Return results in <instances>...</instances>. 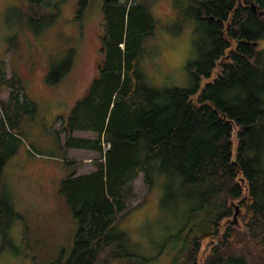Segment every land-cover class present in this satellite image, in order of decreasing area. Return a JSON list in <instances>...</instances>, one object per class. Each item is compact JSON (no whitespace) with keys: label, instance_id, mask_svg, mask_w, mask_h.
I'll list each match as a JSON object with an SVG mask.
<instances>
[{"label":"trees","instance_id":"1","mask_svg":"<svg viewBox=\"0 0 264 264\" xmlns=\"http://www.w3.org/2000/svg\"><path fill=\"white\" fill-rule=\"evenodd\" d=\"M87 2L79 3L86 6ZM233 2L205 0L200 7L187 9L199 21L203 6L218 22L204 27L206 50L189 66L193 86L162 88L150 85L143 71L147 53L143 42L154 28L147 7L141 0H103L98 75L60 127L63 149L92 150L103 160L95 161L90 172L73 171L60 180L59 192L77 230L70 255L46 264H147L143 256L130 251L126 234L115 223L134 198L132 184L139 173L151 188L152 174L158 171L168 175L167 185L175 188L177 200L194 205L184 217L177 207L190 223L183 225V243L170 264H197L206 239H214V244L209 260L202 264H260L257 259L264 256V48L252 42L264 39V27L251 11L244 8L238 13L241 7L233 13V26L237 22L239 27L231 22L220 27ZM24 4L26 22L47 25L56 15L47 0ZM51 76L49 69L46 80L54 83ZM2 88L9 93L0 103V177L25 136L10 114L30 107L22 78L14 68L6 77L0 60ZM75 131L95 136L77 137ZM101 140L106 149L101 148ZM232 201L242 209L239 228L230 223ZM15 216L0 182L2 233Z\"/></svg>","mask_w":264,"mask_h":264},{"label":"rangeland","instance_id":"2","mask_svg":"<svg viewBox=\"0 0 264 264\" xmlns=\"http://www.w3.org/2000/svg\"><path fill=\"white\" fill-rule=\"evenodd\" d=\"M26 1L0 0V60L6 77L14 68L18 79L22 78L23 92L30 104L27 111L10 114L13 121L18 120L25 136L16 153L7 159L0 177L16 212L4 233L0 231V264H46L70 255L77 222L59 192V182L73 171L77 175L90 172L95 161L103 160L92 150L63 149L60 130L71 107L98 75L103 0H88L86 6H81L80 0H47L56 12L47 25L23 19ZM36 1L46 4V0ZM141 3L154 21L153 33L143 42L147 52L142 60L143 71L150 85L191 88L189 66L199 60L207 47L205 28L187 11L191 4L197 8L198 1ZM49 69L54 83L46 80ZM203 83L201 77L200 84ZM8 93L7 88L0 90V103L7 100ZM73 134L95 136L92 132ZM101 148L106 149L105 140H101ZM62 158L77 164L79 159L84 160L76 167ZM152 180L154 185L147 188L143 173H139L132 184L134 198L128 201L126 212L118 214L115 225L126 234L130 251L143 256L147 264H170L175 250L183 243V225L188 227L190 223L177 207L184 217L194 205L177 200L175 188L167 185L165 172H153ZM232 204L230 223L239 228L242 209L236 201ZM213 244L214 239L202 241L197 264L209 260ZM263 259L264 256L257 260L263 264Z\"/></svg>","mask_w":264,"mask_h":264},{"label":"flooded vegetation","instance_id":"3","mask_svg":"<svg viewBox=\"0 0 264 264\" xmlns=\"http://www.w3.org/2000/svg\"><path fill=\"white\" fill-rule=\"evenodd\" d=\"M192 1H198L199 7L201 6V3L205 0H192ZM233 7H231V10L228 11L226 20L222 21L220 27H228L229 22H231L232 27H239L237 26V22H235V25L233 26V13L238 10L239 7H241V10L238 13L244 12V8L251 11L256 15V17L260 18L262 23V26L264 27V0H234ZM190 6L193 7L191 4ZM203 7V6H202ZM200 10V13L198 14L199 21L202 25V27H205L206 23L211 22V24L218 22V19L212 14L207 15L205 10ZM195 18V17H194ZM235 41V39H234ZM236 41L239 40L236 38ZM241 41V40H240ZM259 47L264 48V39H261L259 43L256 45Z\"/></svg>","mask_w":264,"mask_h":264},{"label":"water","instance_id":"4","mask_svg":"<svg viewBox=\"0 0 264 264\" xmlns=\"http://www.w3.org/2000/svg\"><path fill=\"white\" fill-rule=\"evenodd\" d=\"M252 45H253V46H256L257 44H256V42H252ZM236 214H237V213H236V211H235V213L233 214V218H234V219L236 218Z\"/></svg>","mask_w":264,"mask_h":264},{"label":"crops","instance_id":"5","mask_svg":"<svg viewBox=\"0 0 264 264\" xmlns=\"http://www.w3.org/2000/svg\"><path fill=\"white\" fill-rule=\"evenodd\" d=\"M79 160H80V159H79ZM79 160H78V161H76V162H79L78 164H80V165H81V164H83V162H82V161H83L84 159H82V160H81V162H80ZM76 164H77V163H76ZM78 164H77V167H79V166H78Z\"/></svg>","mask_w":264,"mask_h":264}]
</instances>
